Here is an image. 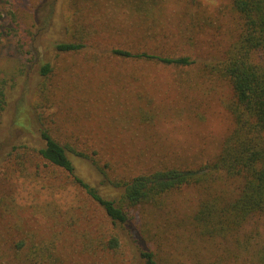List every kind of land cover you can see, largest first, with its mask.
<instances>
[{
    "label": "rangeland",
    "instance_id": "1",
    "mask_svg": "<svg viewBox=\"0 0 264 264\" xmlns=\"http://www.w3.org/2000/svg\"><path fill=\"white\" fill-rule=\"evenodd\" d=\"M155 1L150 24L124 0H0V264H17L19 241L45 244L59 264H141L143 247L159 264H264L263 218L225 238L202 237L191 223L197 188L170 193L160 209H134V222L113 224L64 171L31 149L13 151L42 146L39 131L47 127L87 154L68 158L110 200L120 196L111 181L206 164L229 127L222 108L228 90L208 70L223 57L236 21L228 0H183L184 8L180 0ZM195 10L201 15L189 43L185 12ZM61 41L85 47L59 54ZM168 45L194 63L178 68L111 52ZM42 62L53 66L46 79L38 75Z\"/></svg>",
    "mask_w": 264,
    "mask_h": 264
},
{
    "label": "trees",
    "instance_id": "2",
    "mask_svg": "<svg viewBox=\"0 0 264 264\" xmlns=\"http://www.w3.org/2000/svg\"><path fill=\"white\" fill-rule=\"evenodd\" d=\"M124 1L143 14L150 24L155 21L149 12L156 5L155 0ZM180 1L183 5V0ZM184 1V5L196 4L195 0ZM228 1L236 29L223 57L210 66L208 72L228 90L222 108L229 127L216 153L201 169L165 167L111 181V185L120 190V196L118 200H110L79 177L68 158L70 154L88 158L87 154L57 141L47 127L39 131L42 146L19 145L13 151L31 149L40 160L64 171L113 224L134 222L136 217L132 211L140 206L162 208L166 196L186 187L197 188L201 193L191 223L202 237L225 238L239 231L254 216L264 220V0ZM200 15L196 10L195 13L185 12L189 24L183 32L189 43L193 40L189 33ZM143 30L137 31L140 39L145 35ZM84 47L85 44L75 41H61L54 46L59 54L79 52ZM174 50L168 45L167 49L161 47L158 52L137 48H114L111 52L118 59L153 61L178 68L194 63L189 56L173 54L171 51ZM52 73L53 66L49 62L39 65L41 78L46 79ZM3 103L0 92V109ZM109 245L116 247L117 240L110 239ZM16 249L20 251L17 264H59L45 244L35 246L19 241ZM138 254L141 264H159L146 247L139 249Z\"/></svg>",
    "mask_w": 264,
    "mask_h": 264
}]
</instances>
